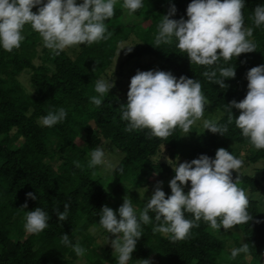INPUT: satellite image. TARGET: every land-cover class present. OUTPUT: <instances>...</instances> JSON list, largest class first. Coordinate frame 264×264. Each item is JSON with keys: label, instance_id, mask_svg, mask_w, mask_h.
Segmentation results:
<instances>
[{"label": "trees", "instance_id": "1", "mask_svg": "<svg viewBox=\"0 0 264 264\" xmlns=\"http://www.w3.org/2000/svg\"><path fill=\"white\" fill-rule=\"evenodd\" d=\"M142 2L144 7L135 13L124 8L135 17L150 20L145 30L121 27L117 18L124 0H117L114 16L104 21L105 35L111 32V37L90 46L77 45L74 57L64 51L59 55L50 51L44 54L41 64L35 66L31 62L35 56V40L31 36L11 53L0 47V264H76L73 248L61 243L63 234L69 236L70 245L79 244L85 249V264H118L108 247L94 245L86 230L94 227L114 239L99 225L100 209L105 205L110 207L119 219L117 210L123 203L119 199L121 195L138 204L135 213L139 217L146 204L137 201L132 194L133 188L148 184L153 176L175 175L165 163L153 161L152 157L161 147H165L170 159L190 162L200 155L214 159L216 150L221 147L231 153L228 143H233L245 152L246 163L264 160V149H255L249 139L242 136L234 120L228 123L227 108L231 101L240 102L245 98L247 72L264 64V25L256 27L253 23V10L264 5V0H244V26L253 28L249 39L256 44V51L242 53L228 62L219 61L221 67L235 65V77L224 80L227 88L209 82L202 75L209 69L191 63L187 54L178 49L175 37L170 44L161 43L156 48L155 36L162 16L174 5L176 12L170 18L187 20L186 9L191 0ZM32 11L35 13L37 8ZM129 34L139 44H134L126 58H153V62L143 65L141 71H166L177 79L183 75L201 83L203 95L220 112L216 122L228 127L224 136L205 129L192 142H185L177 127L168 140L149 138V129L125 130L128 122L121 119L120 105L127 103V92L119 95L110 90L99 107L91 102L93 96L99 98L95 83L110 66L116 44L125 41ZM22 70L30 71V94L15 79ZM60 107L67 113L63 122L53 127L39 123L40 117L47 115L50 109ZM231 111L234 118L240 114L238 109ZM102 140L109 142L121 155L116 170L110 172L115 182L111 190L104 188L95 174V167L88 166L87 154ZM75 162L81 167H76ZM232 176L233 180L240 177L238 187L250 193L258 192L264 198V186H259L256 179L240 170ZM186 186L189 189L190 182ZM163 191L166 198L171 195L169 185ZM29 192L37 195V199L27 198ZM248 199L247 211L253 219L248 224L234 226L233 232L228 233L235 248L248 243V256L264 264V221L260 218L257 202ZM25 203L27 208H21ZM65 204L69 205L67 219L59 221L55 210L63 212ZM37 207L48 213L49 226L39 234H29L24 228L26 213ZM149 216L151 223L141 224L142 237L128 264H141L143 259H149L151 264H218L222 258L223 242L209 233L211 227L202 219L198 227L190 229L185 240L173 242L164 234L153 232L160 222L155 220L154 213L149 212ZM185 218L192 220L193 215L186 212ZM238 238L242 239L241 244H237Z\"/></svg>", "mask_w": 264, "mask_h": 264}, {"label": "clouds", "instance_id": "2", "mask_svg": "<svg viewBox=\"0 0 264 264\" xmlns=\"http://www.w3.org/2000/svg\"><path fill=\"white\" fill-rule=\"evenodd\" d=\"M116 3L117 0H82L79 4L77 0H0V47L9 53L19 49L25 39L22 35L25 25L40 35L44 47L52 50L54 55L73 46H90L107 40L112 33L105 35L107 28L104 21L114 16ZM34 7L37 8L35 13L32 11ZM123 7L135 13L144 4L142 0H124ZM244 8V0H191L186 9L188 19L176 20L170 18L176 12L175 6L171 5L167 15H163L158 24L156 48L161 43L170 44L175 37L178 49L187 54L191 63L209 69L202 73L209 82L227 88L224 80L235 77V65L221 67L219 61L228 62L242 53L256 51V44L249 39L253 35V28L244 26ZM253 13L254 25H264V5L255 7ZM133 46L121 45L117 57L121 50H124L125 55L131 53ZM246 79L248 90L245 98L227 104L228 123L234 120L242 136L248 138L255 149H264V64L251 68ZM114 86L113 79L96 81L95 91L99 98L93 96L91 102L99 107L102 98ZM201 88L199 81L183 75L177 79L171 72L138 70L130 79L127 103L120 105L121 119L128 122L125 130L149 129V138L168 140L178 127L186 136L204 116L209 103ZM233 108L240 111L236 118L231 111ZM66 116L63 107L53 108L47 115L40 117L39 123L53 127L63 122ZM203 127L222 136L228 131L227 125L211 120H204ZM90 157V168L103 165L106 171L116 170V165L106 160L103 147L91 151ZM75 164L81 167L79 162ZM171 166L175 172L169 181L171 195L166 198L162 182L158 181L139 217L131 199L125 196L117 210L119 219L110 207L105 205L100 209L99 225L115 237L109 240L108 236L107 239L118 254V264H128L131 259L136 243L142 237L141 224L151 223L149 212L154 213L155 220L160 222L153 232L162 233L173 242L185 240L190 229L198 227L201 219L217 231L248 224L253 219L247 211L249 199L246 192L238 187L240 177L236 176L233 180L232 176L233 172L237 173L241 169L243 161L225 148H218L214 159L200 155L190 162L185 161L178 166L175 162ZM188 182L190 188L185 193L183 189ZM26 195L29 199H37V195L32 192ZM21 208L26 209L27 203ZM68 209L69 205L65 204L63 212L55 210L59 221L67 219ZM186 212L193 215L192 220L185 218ZM48 221V213L40 207L27 211L25 231L39 234L49 226ZM61 243L71 246L77 256L85 253L79 244L70 245L67 234H63ZM249 252V244L243 243L232 250L231 258ZM140 261L141 264H151L149 259Z\"/></svg>", "mask_w": 264, "mask_h": 264}, {"label": "rangeland", "instance_id": "3", "mask_svg": "<svg viewBox=\"0 0 264 264\" xmlns=\"http://www.w3.org/2000/svg\"><path fill=\"white\" fill-rule=\"evenodd\" d=\"M81 2L82 0H77L78 4ZM119 9H120V15L118 16L117 21L119 22L121 27H137L140 30H145L150 23V20L145 17L138 18L130 14L128 11H126V9L122 5L119 6ZM22 35H24L25 38L27 36H31L35 40L34 43L35 56L31 62L35 66L41 64L44 54L52 50L44 47L40 35L34 30H32L29 25H25L22 31ZM137 42H138L137 39L133 35L129 34L125 41L117 43L114 52V57L112 59L110 66L105 71V73L97 79V81L100 79L111 81L113 79L115 82V86L112 89H110L113 93L122 95L125 92H128L130 79L136 74L138 70L141 71L143 65L153 62V58L149 56H143L138 59L134 58L129 60L126 58V55L124 54V50H121L120 55L117 57L121 45L125 47L133 46ZM63 51L68 56L74 57L75 53L77 52V46L66 48ZM29 76H30L29 70H22L15 77L19 86L28 94L32 92L31 86L29 84ZM219 118H220V112L214 109L208 103V105L205 108L204 116L201 118V120L197 121L192 126L191 131L186 136H183L185 134L181 130L180 132L181 139L185 142H189V141L192 142L204 130L203 127L204 120H211L216 122ZM76 142L79 143L80 141L76 140ZM228 145L231 148V154L234 157L241 159L243 161V166L241 167L240 172L256 179L259 182V186H264V160H260L255 164H248L244 160L245 152L243 150H239L238 146L233 143H228ZM97 147H103L105 149V153H106L105 158L109 162L116 165L117 162L120 160L121 158L120 153L117 152L110 145L109 142L102 140ZM90 153L91 152L87 154V157H89V159L91 158ZM152 159L155 162L165 163L170 168H172L171 165H174L175 162L177 166L179 165V163L184 162L183 159H176V160L170 159L168 157V153L165 147H161L157 152V154L154 157H152ZM168 160H172V161H168ZM110 172L111 171H106L103 165L95 166V174L98 177H100L101 182L104 184V188L106 190H111L113 186H115V182L111 178ZM172 178L173 175H162L160 178L153 176L149 179L148 184L133 188L132 194L137 199V201L146 204L148 198L152 195L156 183L158 181L162 182V190H163L166 186L169 185V181ZM145 188L147 189V191H145ZM183 190L185 193L189 191L187 186H184ZM245 192L248 198L257 202L260 218L261 220L264 221V198L261 197V195H259L258 192L250 193L248 192V189H245ZM123 198L124 197H122L121 195L119 197L120 201L123 202ZM137 205L138 204H136L135 202L132 203L135 212L139 209ZM228 232H233V229L224 230L223 228H221L219 231L214 230L212 228L209 229V233L212 234L217 239L221 240L224 244L222 258L219 260L218 264H262L263 261L255 262L248 256L247 253H240L237 255L235 259H232L231 252L235 248V243L233 242ZM86 233L93 239L94 245H97L99 247H108L111 255L118 262V254L112 249L111 244L108 243L107 236L103 235L98 229L94 227L87 228ZM76 239L77 236L75 237V240ZM241 243H242V239L238 238L237 244H241ZM75 263L85 264V260L83 256H77L75 258Z\"/></svg>", "mask_w": 264, "mask_h": 264}]
</instances>
